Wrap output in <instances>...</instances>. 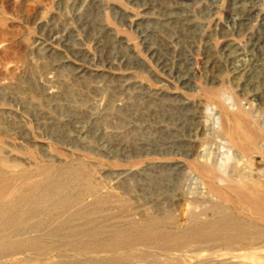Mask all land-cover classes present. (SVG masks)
Instances as JSON below:
<instances>
[{"label":"rangeland","instance_id":"374dc122","mask_svg":"<svg viewBox=\"0 0 264 264\" xmlns=\"http://www.w3.org/2000/svg\"><path fill=\"white\" fill-rule=\"evenodd\" d=\"M0 264H264V0H0Z\"/></svg>","mask_w":264,"mask_h":264}]
</instances>
